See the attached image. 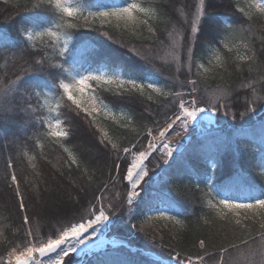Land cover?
Listing matches in <instances>:
<instances>
[{
  "label": "trees",
  "instance_id": "16d2710c",
  "mask_svg": "<svg viewBox=\"0 0 264 264\" xmlns=\"http://www.w3.org/2000/svg\"><path fill=\"white\" fill-rule=\"evenodd\" d=\"M77 1L87 9L84 15L76 16L80 27L69 42V47L73 46L78 51V64H74L71 59L64 63L65 58L59 55L63 39L58 43L47 36L34 35L33 40L29 42L28 50L43 49L46 68L50 65L63 64L65 71L62 78L66 80L77 74H86V69L91 71L94 68L119 69L128 78H139L145 83L151 81L161 88L160 93L150 92L155 95L143 94L139 98L140 103L135 102L134 98L119 100L115 94L121 90L112 86L97 84L93 88L99 99L110 106L114 113L111 117L97 115L96 121L92 122L93 126L101 125V129L108 134L113 143L121 148L129 147L137 141L144 144L149 138L146 135L148 129H152L155 134L157 126L153 120L162 121L164 113L171 115L168 112L171 107L168 100L172 98L171 93L179 91L180 86L175 78L177 75L186 80L188 78L198 80V96L206 100L211 101L214 93L225 91L226 99L221 103L231 105L230 108L217 113L219 127L194 138L190 146L186 147V152H190L188 171L176 168L173 162L171 167H165L162 173L156 172L154 175L157 177L153 183L156 186L153 185L154 188L150 189L143 201L136 204L131 219L126 211L116 209L117 214L111 218L113 221L109 235L121 240L125 244L122 247L141 248L131 252L128 248L126 251L122 249L119 251L108 247L80 264H175L173 247L178 251L188 250L197 253L199 240L206 239V242L210 241L214 245L209 251L215 252L219 247L227 246L229 242L242 245V241L250 239L249 232L251 235H257L260 231L257 222L249 223L248 232H244L234 225L231 213L227 220L221 219L217 210L208 205L207 201L212 199V195L209 194L205 181L211 173V165L196 149L203 143L205 150L212 152L216 144L221 145L214 178L217 189L226 186L232 194L264 193V107L260 106L264 104V92L260 91L262 85L253 80V77L259 78L264 72V60L256 59L251 64L244 65L236 59L237 56L251 54L253 49L257 57L264 51L261 45V40L264 39V15L249 7L251 0H230L234 13L220 12L221 14L212 17L214 12L209 11L210 18L205 23L207 26L205 33L192 45L193 58L190 60L189 75L186 66L176 74L170 67L161 66L158 57L164 53L163 44L171 41L170 44L173 43V40L168 41V36L175 33L174 5L182 10L188 8L190 12L191 4L188 1L192 0H134L149 9L148 17L138 15L147 18L154 29V32L150 33L147 26L141 24L134 26L130 24L127 29L122 27L121 38L125 43L134 46L139 53V57L135 58L127 54L126 49L119 48L117 44L106 40L95 31L93 19L88 15L89 11L96 10L95 7L110 4L122 6L127 0ZM37 2L38 0H0V33L5 34L3 44L7 46L0 44V82L11 83L17 74L23 75L19 67L23 64L19 50L24 41L17 35L16 29L34 20L47 19L49 14L44 13L43 8L34 12L33 6ZM241 7L246 12L253 13L252 20H248L238 11ZM58 18V13L52 14L53 23L57 22ZM225 44L233 49L231 53H228ZM142 45L150 46L148 52L141 53L137 49ZM187 55L189 54L185 53V56ZM218 55L221 56L222 63L227 61L226 72L216 63ZM233 64L240 65L245 71L234 69ZM149 65L161 68H156L155 72ZM249 67L252 68L250 72L247 71ZM52 75L53 72L49 71L41 73V76H47L49 80L52 79ZM36 80V77H32L28 83H34ZM242 82L255 83L257 95H250L241 87ZM149 95L152 96L151 100L147 99ZM58 99L59 96L55 92L50 93L45 89L41 96L42 112L46 119H59L61 130L68 131V137H48L47 125L43 128L37 125L36 128H28L26 132H22L17 124L0 126V254L4 253L8 241L22 235L21 214L17 210L18 201L11 191L10 177L5 179V160L12 158L13 169L21 180V193L24 195L27 210L35 213L29 222L30 226L43 238L60 227L58 221L66 222L72 217L79 218L90 206L89 201L92 200L93 194L97 196L101 194L103 182L108 179L105 172L110 167L111 160H105L106 149L99 142L89 144L84 139L81 128L73 119V113L69 111L66 99L59 109L49 111L50 108H55ZM246 101L249 107L255 106L256 111L247 113L245 118L241 119L239 113L244 112L243 105ZM141 103L149 106L152 116L144 112ZM225 111L229 114L225 115ZM232 112L237 113L235 120L232 119ZM157 113L160 115H156ZM16 119L23 120L24 117L17 116ZM39 144H43L44 147L40 148ZM33 156L36 158L31 159ZM73 158L76 160L75 164L72 163ZM112 192H119L122 197L123 185ZM226 194L228 193H222ZM105 196L106 205L109 201L113 204L119 203V198L112 199V193H105ZM161 208H166L170 214L175 215L183 222V226L169 221L167 227L161 228L160 232L155 231L157 242L153 243L140 229L150 221H146L144 215ZM133 223L137 225L135 229L132 227ZM118 225L123 229L118 230L120 228ZM16 243L22 244L20 239H16ZM161 244L165 246L161 247ZM253 247L259 248L260 242ZM247 252V249L241 247L240 251L234 254L237 264H248ZM153 255L161 260H156ZM253 259L259 264V256Z\"/></svg>",
  "mask_w": 264,
  "mask_h": 264
},
{
  "label": "snow or ice",
  "instance_id": "6c2138e0",
  "mask_svg": "<svg viewBox=\"0 0 264 264\" xmlns=\"http://www.w3.org/2000/svg\"><path fill=\"white\" fill-rule=\"evenodd\" d=\"M200 3L204 5L205 0H200ZM249 7L264 15V0H251ZM33 8L34 12L43 8L45 10L44 13L49 15L46 20H34L22 24L16 29L17 35L24 41L23 46L19 50L20 59L23 60V64H20L19 67L23 75L17 74L16 79L11 83L8 81L0 82V126L17 124L22 132H26L28 128H36L37 125L39 128H43L47 125L46 135L48 137H68L69 132L61 130V121L59 119L53 122L46 119L42 112L41 96L45 89L50 93L55 92L59 96V99L55 102V108H50V112L59 109L66 99V101L71 102V106L78 110L77 115L82 112L85 118H90L92 122L96 121L97 114L107 106L102 101L97 104L95 102L96 97L92 95H89L87 100L85 99L86 90L92 91L90 82L99 83L103 81L107 85L114 84L121 90L115 94L119 100L134 98L137 103H140L139 98L143 96L146 90L156 93L161 92L158 84L151 81L145 83L139 78L129 77L125 79L121 75L109 76L102 72L97 74L90 69H86V74L82 73L78 76H73L70 80H66L62 78L65 71L63 64L50 65L46 68L43 49L29 51V42L33 40L34 35L47 36L58 43L63 39V46L59 55L65 58L64 63L71 59L74 64H78V51L73 46L70 48L69 42L80 27L76 16L81 10L74 7L71 0H38ZM95 9V11H89L88 13L93 19L94 30L106 40L117 44L119 48L126 49L127 54L134 58L139 57L135 47L125 43L121 38L123 35L121 29L122 27L127 29L130 24L133 26L141 24L147 26L150 33L154 32L149 20L138 15L143 14V17H148L149 9L142 7L141 4L134 2V0H127L126 4L122 6L110 4L108 6L95 7ZM238 11L245 15L248 20L253 19L252 12H246L242 7ZM54 13L59 14V18L55 23L52 22V14ZM199 31L200 29L195 24L191 25V32L198 33ZM133 35L135 36V33ZM4 39L5 34L0 33V44H3ZM185 43V52L189 54L188 59L192 60V42L186 39ZM261 45L264 47V39L261 40ZM3 46L7 47L4 44ZM224 47L227 48L228 53L233 51L227 44ZM177 59L179 60V57ZM236 59L242 64L248 65L256 59L264 60V51L261 52L260 57H257L253 49L251 54L240 55ZM216 63L225 72L227 71V61L222 63L221 56L218 55L216 57ZM79 66L82 67V65ZM232 66L234 69L239 68L240 71H245L238 64H233ZM45 71L53 72L51 80L47 76H41V73ZM247 71H252V68H247ZM32 77L37 78L36 82L28 83ZM253 80L262 85L260 91L264 92V72L261 73L259 78L253 77ZM198 84V80H187L181 83L182 88H188L187 92L174 91L171 93L172 98L168 100V104L171 105L168 112L171 115L164 113L162 121L153 120L157 127L155 134L152 129H148L146 135L151 137V139L147 141L146 147L140 141H137L129 147L121 148L108 138V134L103 129H99L103 136V140L99 141V143L106 149L105 160H111V165L105 172L108 179L103 182L101 194L98 196L93 194L92 200L89 201L90 206L86 208L79 218L72 217L66 222L58 221L60 227L46 238L41 237L30 226L29 222L35 213H30L27 210L24 195L21 193V180L13 169L12 158L5 160V179L7 180L10 177L11 191L18 201L17 210L21 214L20 229L22 235L16 239H20L22 244L17 245L16 239L8 241L4 253L0 254V264H66L80 246L86 245L88 241L93 240L100 233V230L117 214V208L121 209V211H126L131 219L133 209L137 206L136 202L141 199V192L144 190L143 186L150 178V169L145 164V161L151 163L150 157L157 159L153 156V153L162 150L156 165H154L155 167H160L161 164L168 165L170 161H174L176 168H183L188 171V158L182 139L189 133L190 128L196 124L203 123L202 118H207L212 113H219L223 109L231 107L227 103H221L222 100L226 99V93L223 90L214 93L211 101L199 97ZM125 85H128L126 90ZM241 87L247 90L250 95H257L255 83L249 82L245 84L242 82ZM108 90L111 91V89ZM147 99L151 100L152 96H147ZM140 106L149 116L153 115L148 105L141 103ZM260 106L264 107V104ZM243 107L244 112L239 113L241 119H244L247 113L256 111V107H249L247 101ZM224 114L228 115L229 113L225 111ZM156 115H160V113ZM17 116H22L24 119L17 120ZM231 116L235 120L237 113L232 112ZM170 130H172L174 137L181 138L176 140L175 144H173L172 138L169 137ZM33 140L35 142V137ZM39 147L43 148L44 145L39 144ZM214 147L215 150L209 152L205 150V145L201 143L196 149L201 157L209 161L211 165V173L205 181L209 194L212 195V199L207 201L208 205L217 210L221 219L227 220L229 213H231L234 218V225L242 231L248 232L249 223L253 221L259 224L260 231L257 235H251L249 232L250 239L242 241V245L229 242L227 246H221L215 252L209 251L214 245L210 241L206 242V239L199 240V251L197 253H192L188 250L178 251L176 247H173L172 251L176 257V264H237L234 254L238 253L241 247L248 250L246 254L248 264H256L253 259L256 256L260 257L259 264H264V193L259 195H252L251 193L232 194L226 186H221L217 189L214 178L219 163L221 145L216 144ZM181 149L185 150L181 151ZM65 151L68 150L65 149ZM129 157H131V160H129ZM35 158V156L31 157V159ZM72 163H76L75 158L72 159ZM169 166L171 167V165ZM205 171H208V169H205ZM146 177L148 178L147 180L145 179ZM120 185H123L122 197L119 192H112L113 189ZM226 192L228 194L222 195V193ZM105 193H112V199L119 198V203L113 204L109 201L106 205L104 203ZM241 196H243V199H241ZM155 215L164 220L174 222L176 225L183 226V222L168 211L157 209ZM144 216L146 221L152 218L148 214ZM132 227L135 229L137 225L133 223ZM140 230L146 236H149L153 243L157 242L155 230L148 231L143 226ZM160 239L162 240L163 237H160ZM258 242H260V247H253ZM160 246L164 247L165 245L161 244Z\"/></svg>",
  "mask_w": 264,
  "mask_h": 264
},
{
  "label": "rangeland",
  "instance_id": "374dc122",
  "mask_svg": "<svg viewBox=\"0 0 264 264\" xmlns=\"http://www.w3.org/2000/svg\"><path fill=\"white\" fill-rule=\"evenodd\" d=\"M71 2H72L74 7L81 10L79 13H77V15H80V14L84 15L85 14L87 9H85V7L83 5L78 3L77 0H71ZM188 3L191 4L190 9H189L190 12H188V8H185L186 10H184V8H183V10H182V9H179L176 4L175 5L173 4L174 5L173 21H174L175 33H173L172 36H170V35L168 36V39H169L168 41L173 40V43L170 44L172 42L171 41L168 44H163V46H162L163 50L162 51H164V53L158 57V61L161 63V66H167L168 68L170 67L171 69H173L175 71L176 74L181 71L183 66H186V71L190 75L191 70L189 71V68L191 69V62L189 59H186V57L188 55L185 56L186 39L190 40L192 42V45H193L194 41L198 37L204 35L205 30L207 29V26L205 23H207V19L210 18L208 16L209 11L214 12L212 14V17H213V15L221 14L220 12H223L222 14L234 13V9L230 3V0H205L204 5H201L200 0H192L191 2L188 1ZM192 24H195L197 26V28L200 29V31L198 33L191 32V25ZM149 47L150 46H148V45H142L140 47H137V49H139V51L141 53H143L146 51L148 52ZM184 56H185V59L183 58ZM178 57H179V60L177 59ZM143 66L145 67V65H143ZM149 66H152L149 68L153 69L155 72H157L156 68H159V67H155L153 65H149ZM92 71L96 72L97 74L102 72V73L109 75V76L121 75L125 79L128 78V77H126L125 73L119 69L108 70V69H102V68H94V69H92ZM78 75L79 74H77L75 76H78ZM175 78L177 79L178 84L180 86L179 91L187 92L188 88H182L181 83L186 82L187 80H191V79L188 78L186 80L179 75H177ZM90 83L92 86V91L86 90L85 99L87 100L88 96L92 95V96L96 97L95 102L97 104H99L101 102L98 95L95 93V91L93 89V88H95V86L97 84L107 86V87L112 86L114 88H117L114 84L113 85H107L103 81H101L99 83H97V82H90ZM127 88H128V85H125V90ZM150 92H151L150 90L145 91V93L155 95L154 93H150ZM68 104H69V108H70L69 111H71L73 113V119L75 121H77L76 123L81 128L84 139L87 142H89V144H95L96 142L101 141V134L99 132V129H101L102 126L97 124L99 127L97 125H96V127H98V128L94 127L93 126L94 123H92L90 118H85V116L82 112L79 113V115H77L78 110H76L74 108V106H71V102H68ZM104 105H106V104H104ZM106 106L107 107L103 111L99 112L97 115L104 114V115L109 116V117L113 116L114 113H113L112 108L108 105H106ZM202 120H203L202 124L194 125L192 128L189 129V133L186 134V136L182 139V143L185 146V148L190 146V144L192 143V140L194 138L201 136L204 132H207L211 129L219 127L217 113H212L207 118H202ZM52 121L54 122L55 120H52ZM169 137L172 138L173 144H175L176 140L181 139L179 137H174L172 130H170V132H169ZM150 139H151V137H149L146 140V143H144L145 147L147 145V141ZM141 150H143V149H141ZM184 150L185 149H181V151H184ZM160 151H162V150H160ZM160 151L153 153V156L156 157L157 159H152V157H150L149 159L152 161L151 163H149L148 161H145V164H147L148 168L150 169V171H149L150 178L149 179L147 177L145 178L146 180L147 179L148 180L143 186L144 190L141 192V199L137 200L136 204H139L141 201H143V199L145 198L146 194L150 191V189L154 188L156 186L153 183L155 182L157 175H154V174L156 172L162 173V171H164L165 167L171 165L174 162V161H170L168 165L161 164L160 167H155L154 165H156V163H157V160L160 156ZM186 156H187V158L190 156L189 151L186 152ZM129 160H131V157H129ZM161 163H162V161H161ZM129 166H130V164H129ZM167 170H169V169H167ZM167 170H165V171L167 172ZM153 185H154V187H153ZM159 210L168 211L166 208H161ZM155 213H156V211L155 212L151 211V213H149V216H151L152 218L145 225V228L148 231H152V230L157 231L158 230L160 232L161 228L167 227L169 225V221L160 218L159 216L155 215ZM111 221H113V220H110L107 223V225L100 230L101 235L97 236V237H103V238H105L111 242V243H108L105 245V247H104L105 249H107L108 247H111L114 250L120 251V249H122V251L123 250L126 251L128 247L127 248L122 247L125 244L121 240L119 241L118 238H115V237L109 235L110 227L112 225ZM118 226L120 227L118 230L123 229V228H121L120 225H118ZM114 239H118V240H114ZM85 247H86V245H82V248H85ZM134 247L135 248H130V249L128 248V250H130L131 252H135V251H137V250H135L136 248H141L138 246H134ZM88 258L89 257L85 256L83 253L81 255L74 253L70 257V259L66 262V264H79L80 262L85 261Z\"/></svg>",
  "mask_w": 264,
  "mask_h": 264
},
{
  "label": "water",
  "instance_id": "95a60500",
  "mask_svg": "<svg viewBox=\"0 0 264 264\" xmlns=\"http://www.w3.org/2000/svg\"><path fill=\"white\" fill-rule=\"evenodd\" d=\"M98 234H97V236L101 235V233H98ZM97 236H96V238L94 237L93 240L87 242V244H86L87 251L93 250V248L95 247L94 251L98 252V251H101L102 249H104L106 244L111 243L107 239H105L103 237H97ZM83 251H84V248H82V246H80L78 248V252H77L78 255H80V253H82ZM87 251H85V252L88 253ZM156 258H158V257H156ZM45 259H47V258H45Z\"/></svg>",
  "mask_w": 264,
  "mask_h": 264
}]
</instances>
